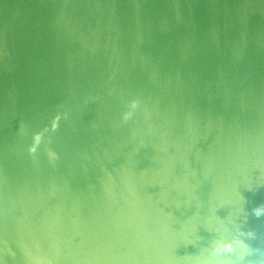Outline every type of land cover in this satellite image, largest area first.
Masks as SVG:
<instances>
[{"label": "water", "instance_id": "95a60500", "mask_svg": "<svg viewBox=\"0 0 264 264\" xmlns=\"http://www.w3.org/2000/svg\"><path fill=\"white\" fill-rule=\"evenodd\" d=\"M0 264H264V0H0Z\"/></svg>", "mask_w": 264, "mask_h": 264}]
</instances>
